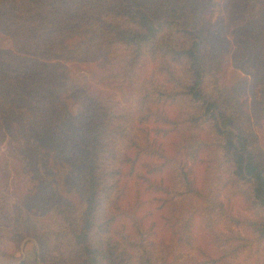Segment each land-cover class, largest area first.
<instances>
[{
    "label": "trees",
    "instance_id": "16d2710c",
    "mask_svg": "<svg viewBox=\"0 0 264 264\" xmlns=\"http://www.w3.org/2000/svg\"><path fill=\"white\" fill-rule=\"evenodd\" d=\"M215 5L0 0V148L20 111L67 168L56 183L39 175L24 197L0 166L1 239L32 237L39 260L66 264H186L188 249L197 264H240L256 249L264 264V147L252 123L264 67L242 69L250 103L229 70L231 48L263 56L264 0H222L218 19ZM98 58L109 61L94 79L127 90L128 104L65 63ZM36 209L47 222L33 221Z\"/></svg>",
    "mask_w": 264,
    "mask_h": 264
},
{
    "label": "rangeland",
    "instance_id": "374dc122",
    "mask_svg": "<svg viewBox=\"0 0 264 264\" xmlns=\"http://www.w3.org/2000/svg\"><path fill=\"white\" fill-rule=\"evenodd\" d=\"M215 19L221 14L222 0H215ZM254 0H248V3H253ZM252 9V7H250ZM248 24L251 26L255 23L253 19L255 13H248ZM231 57L229 59V70L233 71V76L237 82V88L239 94L242 97L248 99L250 103V76H246L242 69L248 65L250 69L255 68L258 65L264 67V50L263 56L256 55L254 53L247 54L245 58H234L232 56L233 49L231 48ZM109 60L104 58L89 59L85 61H67L65 62L70 67L74 74H84L98 86L104 90L114 92L115 98L122 104L126 105L129 102V93L125 89H118L115 83L104 81L101 79H94L96 74L103 69L104 64ZM252 111V108H250ZM16 118L18 120H11L6 127L4 121V128L6 133V140L0 148V166L2 170L8 174V184L10 192L15 195L26 197V195L32 194L37 184V177L39 175H45L53 183L59 182L60 177H64L63 171L67 168L64 165L61 158L52 150L41 147L30 135L29 129L25 120V117L21 115L20 111L17 112ZM253 127L259 137L261 144L264 147V110H260L255 114H252ZM210 186L215 188V191L221 196L232 197L231 193L227 190L221 189L218 181L211 182ZM240 203V202H239ZM33 221L38 223L47 222V216L42 214L40 210H32L29 212ZM233 229L237 230L233 227ZM47 237L50 239L52 248L55 242L59 238V234L55 231H44ZM215 232L221 241L225 240V236L230 233V230L225 225H218L215 227ZM36 241L32 237L25 238L20 245L15 246L12 242L0 238V264H66L58 260H44L41 261L37 258V246ZM33 247V251L32 248ZM223 249H226V245H222ZM258 250L252 249L250 251H243L239 253L232 261V263L240 264H256L258 257ZM52 253L56 255V251L53 249ZM181 259L186 264H197L196 255L194 251L188 249L181 252ZM80 264V263H70Z\"/></svg>",
    "mask_w": 264,
    "mask_h": 264
},
{
    "label": "crops",
    "instance_id": "0c3cea01",
    "mask_svg": "<svg viewBox=\"0 0 264 264\" xmlns=\"http://www.w3.org/2000/svg\"><path fill=\"white\" fill-rule=\"evenodd\" d=\"M31 249H32V251H33V247H32Z\"/></svg>",
    "mask_w": 264,
    "mask_h": 264
}]
</instances>
